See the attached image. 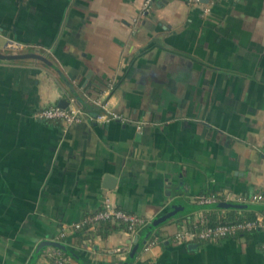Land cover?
Returning a JSON list of instances; mask_svg holds the SVG:
<instances>
[{"label": "crops", "instance_id": "0c3cea01", "mask_svg": "<svg viewBox=\"0 0 264 264\" xmlns=\"http://www.w3.org/2000/svg\"><path fill=\"white\" fill-rule=\"evenodd\" d=\"M203 2L0 0V52L45 58L0 59V264H53L50 247L69 264H122L136 234L127 264H264V228L172 239L200 214L264 217V197L251 200L264 191V0ZM97 95L128 120L35 115L63 99L95 116ZM106 199L145 224L59 235Z\"/></svg>", "mask_w": 264, "mask_h": 264}, {"label": "built area", "instance_id": "2783aa9c", "mask_svg": "<svg viewBox=\"0 0 264 264\" xmlns=\"http://www.w3.org/2000/svg\"><path fill=\"white\" fill-rule=\"evenodd\" d=\"M154 1L159 0H144L143 10H147ZM190 1L200 3L204 6L205 11L208 10V5L203 2V0ZM7 46L13 50L19 47L18 42L14 40H8ZM88 100L96 108L95 116H91L87 109L78 106L72 100H69L68 105L65 107H61L57 104L43 106L35 112V115L40 119L60 120L66 125L81 123L87 117L99 123L109 121L126 122L128 120L125 115L116 111L104 97L100 95L88 96ZM141 123L142 121H139L136 124L137 129L141 127ZM263 197L264 191L253 195L251 200L259 201L263 199ZM216 200L217 198L215 195H203L198 198V201L201 203ZM109 219L123 223L126 230L130 233H135L137 229L146 222L145 218L142 216L119 209L111 205L106 199L99 209L85 214L78 221L63 225L59 235L65 237L66 234L71 231L94 230L96 226L99 225L100 221ZM260 228H264V217L261 215H256L254 218L250 219H234L227 221L218 219L210 223L206 216L200 214L192 219L188 218L183 222L182 227L172 234V239L175 242H214L224 238H234L242 233L252 232ZM157 239V236L146 238L142 244V252L149 250V248L157 242ZM261 247L264 250V242H262ZM48 254L53 264H69L70 257L59 247H50Z\"/></svg>", "mask_w": 264, "mask_h": 264}, {"label": "water", "instance_id": "95a60500", "mask_svg": "<svg viewBox=\"0 0 264 264\" xmlns=\"http://www.w3.org/2000/svg\"><path fill=\"white\" fill-rule=\"evenodd\" d=\"M203 1H207V0H203ZM26 57H33V58H37V59H42L45 61V58L43 56H41V54L39 53H4V52H0V59H19V58H26ZM78 106H81V103L79 101H76ZM58 105L61 107H65L68 105V101L66 100H59ZM106 180H109V183H105V186H107L108 188L112 187L113 185V181H114V177H112L111 175H106L105 176ZM229 206H233V207H237L240 206L239 204L236 203H229ZM177 212V209H172L169 210L167 213L163 214L160 218L159 221L165 220L167 218H169L170 216H172L174 213ZM149 227H152V225H149ZM147 231V229H146ZM138 239V235H135V241H137ZM194 246L196 245V243H193ZM137 249V244H135L133 246V248L131 249V251L129 252L127 258L123 261L122 264H127L130 263L131 260L133 259L134 253L136 252Z\"/></svg>", "mask_w": 264, "mask_h": 264}, {"label": "trees", "instance_id": "16d2710c", "mask_svg": "<svg viewBox=\"0 0 264 264\" xmlns=\"http://www.w3.org/2000/svg\"><path fill=\"white\" fill-rule=\"evenodd\" d=\"M100 208V207H99ZM98 208V209H99ZM89 213V212H88ZM87 214V213H86ZM251 215V214H250ZM248 216L249 218L247 219H250V218H253V216ZM236 219H241V218H236ZM234 220V219H233ZM99 230L100 232L103 233V235L107 234L108 232L110 231H113V230H116V229H119L121 228L122 226L125 227V225L123 223H119L117 220H112V219H109V220H103V221H100L99 222ZM126 228V227H125ZM246 233H249V232H246ZM139 238L137 239V242L135 244H137V249H136V252L134 253V256L136 255V253H138V251L140 250V243H141V240H142V235H138ZM142 247V246H141ZM133 256V257H134Z\"/></svg>", "mask_w": 264, "mask_h": 264}]
</instances>
